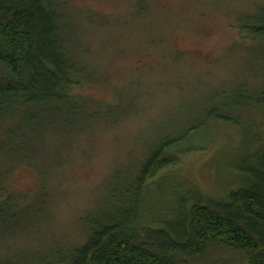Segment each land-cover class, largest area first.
<instances>
[{
	"label": "rangeland",
	"instance_id": "374dc122",
	"mask_svg": "<svg viewBox=\"0 0 264 264\" xmlns=\"http://www.w3.org/2000/svg\"><path fill=\"white\" fill-rule=\"evenodd\" d=\"M57 1L75 7L88 25L80 42L90 51L78 60L93 79L85 75L72 89L82 100L76 106L39 112L43 133L31 139V152L17 158L0 151V185L14 210L25 208L11 229L0 227V264H45L49 254L54 262L59 251L83 242L82 216L105 209L110 193L125 185V170L146 159L156 141L175 136L215 89L264 91V67L248 66L237 46L239 16L264 0ZM242 117L253 118L252 130L264 136L262 116L244 110ZM208 128L169 149L177 162L150 184L145 222L160 225L178 210L177 194L197 189L218 198L237 185L242 128ZM0 136H7L4 127ZM126 187L111 197L114 205Z\"/></svg>",
	"mask_w": 264,
	"mask_h": 264
},
{
	"label": "trees",
	"instance_id": "16d2710c",
	"mask_svg": "<svg viewBox=\"0 0 264 264\" xmlns=\"http://www.w3.org/2000/svg\"><path fill=\"white\" fill-rule=\"evenodd\" d=\"M74 8L57 0H0V133L4 127L7 135L4 140L0 136V151L7 155L18 158L31 152L39 112L82 101L71 92L79 78H92L78 60L81 52L90 51L80 42L88 25ZM237 28L241 38L237 46L248 55L246 64L260 70L264 3L242 13ZM244 87L225 86L207 95L209 99L175 136L156 141L146 159L125 170V185L115 187L105 209L93 208L82 216L87 231L83 242L59 251L54 262L49 261L50 254L45 256V264H264V136L252 130L253 118L242 117L245 110L264 120V91ZM218 122L243 130L244 161L233 168L237 185L218 198L197 189L177 194L178 210L160 225L145 222L150 184L177 162L169 149ZM252 142L254 150L247 148ZM123 186L127 187L118 195L121 201L114 205L111 197ZM2 195L0 227L11 229L25 208L14 210L12 194L0 185Z\"/></svg>",
	"mask_w": 264,
	"mask_h": 264
}]
</instances>
